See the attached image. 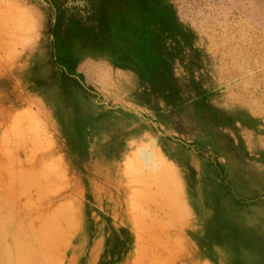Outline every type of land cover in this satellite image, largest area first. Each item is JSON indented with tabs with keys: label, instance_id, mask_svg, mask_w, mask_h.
<instances>
[{
	"label": "rangeland",
	"instance_id": "374dc122",
	"mask_svg": "<svg viewBox=\"0 0 264 264\" xmlns=\"http://www.w3.org/2000/svg\"><path fill=\"white\" fill-rule=\"evenodd\" d=\"M0 264H264V0H0Z\"/></svg>",
	"mask_w": 264,
	"mask_h": 264
},
{
	"label": "bare ground",
	"instance_id": "6f19581e",
	"mask_svg": "<svg viewBox=\"0 0 264 264\" xmlns=\"http://www.w3.org/2000/svg\"><path fill=\"white\" fill-rule=\"evenodd\" d=\"M5 6V5H4ZM3 7V6H2ZM14 174V173H13ZM18 175V174H17Z\"/></svg>",
	"mask_w": 264,
	"mask_h": 264
}]
</instances>
